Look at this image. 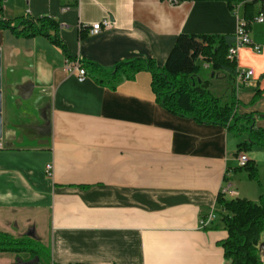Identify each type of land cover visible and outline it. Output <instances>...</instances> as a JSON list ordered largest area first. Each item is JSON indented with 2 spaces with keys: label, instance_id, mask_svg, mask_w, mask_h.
<instances>
[{
  "label": "crops",
  "instance_id": "crops-1",
  "mask_svg": "<svg viewBox=\"0 0 264 264\" xmlns=\"http://www.w3.org/2000/svg\"><path fill=\"white\" fill-rule=\"evenodd\" d=\"M243 12V3L231 10L221 0L4 1L6 21L54 16L87 75L68 73L69 59L48 38L0 27V231L45 248L35 257L0 252V264H232L218 245L227 236L219 215L214 228L200 223L221 210L226 187L235 192L226 199L264 195V147L245 152L258 169L252 180L238 169L245 136L169 113L149 72L112 89L84 62L139 56L163 65L180 33L235 34ZM102 19L113 25L87 31ZM248 35L252 46L236 63L254 75L237 88L236 110L264 127V21L252 20ZM207 71L210 87L217 74L231 81ZM258 249L264 264V230Z\"/></svg>",
  "mask_w": 264,
  "mask_h": 264
},
{
  "label": "trees",
  "instance_id": "trees-1",
  "mask_svg": "<svg viewBox=\"0 0 264 264\" xmlns=\"http://www.w3.org/2000/svg\"><path fill=\"white\" fill-rule=\"evenodd\" d=\"M179 3L190 0H170ZM196 1V0H195ZM233 10L243 3V19L246 28L254 18V6L260 0H221ZM263 10V6L257 14ZM0 27L8 28L17 37L31 38L42 35L60 48L67 59H71L65 41L60 36V23L52 15L37 18L21 16L12 21L0 19ZM235 34H187L180 33L163 65H158L153 58L131 57L121 59L110 67L96 62L85 61L97 75L98 83L114 89L123 79H132L140 71L151 75V88L155 101L171 114L192 119L198 123L214 124L225 127L235 138L245 136L237 145V151H251L255 147H264V127H257L251 113L239 114L236 110L238 100L236 87L232 85L237 75L236 59L228 57V50L235 44ZM204 64H208L204 68ZM209 69L215 74L221 72L231 80V87L226 101L210 90L209 76L203 70ZM258 98L256 92L253 100ZM245 170L252 180L258 179V169L253 160L238 167ZM216 204L221 207L218 214L220 224L227 236L218 242L223 248V255L232 264H262L258 242L264 230V195L257 201L243 197L226 199L218 193ZM210 224L206 227L214 228ZM205 229V228H204ZM0 252L27 253L30 257L43 256L45 248L29 237H14L0 231ZM82 264V263H75Z\"/></svg>",
  "mask_w": 264,
  "mask_h": 264
},
{
  "label": "built area",
  "instance_id": "built-area-1",
  "mask_svg": "<svg viewBox=\"0 0 264 264\" xmlns=\"http://www.w3.org/2000/svg\"><path fill=\"white\" fill-rule=\"evenodd\" d=\"M5 0H0V11L2 9V5ZM264 2V0H263ZM253 21L255 22H263L264 21V11H260L258 14H256L253 18ZM113 25V23L109 19H102L101 21H97L91 24V26L88 28L89 33H95L98 32L101 29L105 28H110ZM85 29V28H84ZM235 44L231 46L228 50V57L230 59H236L237 53L240 48L243 46H252V41L249 38L248 35V29L246 28V22L245 20L240 17L237 20V27L235 31ZM253 49L259 51L260 47L257 45H253ZM204 68L208 67V64L203 65ZM66 69L68 73L76 75L78 78L83 79L86 77L87 73L86 70L82 67L79 59H69L68 62L66 63ZM237 75L234 80V86L237 88L242 85V83L247 82L250 80L253 75L254 71L252 68H242V67H236ZM237 160L240 166L245 165L248 162V158L246 156L245 151H240L237 154ZM52 165L48 164L46 165V171L48 174L51 173ZM234 195V191H230L228 187L223 189L222 193H229ZM217 217V214L215 211H211L205 219L201 221V227L205 228L209 226L212 221Z\"/></svg>",
  "mask_w": 264,
  "mask_h": 264
},
{
  "label": "rangeland",
  "instance_id": "rangeland-1",
  "mask_svg": "<svg viewBox=\"0 0 264 264\" xmlns=\"http://www.w3.org/2000/svg\"><path fill=\"white\" fill-rule=\"evenodd\" d=\"M203 73L205 77L208 76L207 69H204ZM230 87H231V82L222 74H217V76L212 79V87H210V90L216 96L220 97L223 101L226 97H228Z\"/></svg>",
  "mask_w": 264,
  "mask_h": 264
},
{
  "label": "water",
  "instance_id": "water-1",
  "mask_svg": "<svg viewBox=\"0 0 264 264\" xmlns=\"http://www.w3.org/2000/svg\"><path fill=\"white\" fill-rule=\"evenodd\" d=\"M1 129V128H0ZM0 136H1V131H0Z\"/></svg>",
  "mask_w": 264,
  "mask_h": 264
}]
</instances>
